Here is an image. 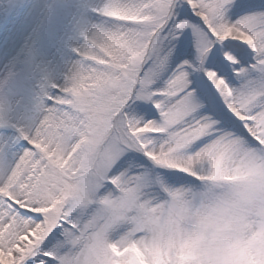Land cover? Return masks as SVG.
Segmentation results:
<instances>
[{"label":"snow or ice","instance_id":"6c2138e0","mask_svg":"<svg viewBox=\"0 0 264 264\" xmlns=\"http://www.w3.org/2000/svg\"><path fill=\"white\" fill-rule=\"evenodd\" d=\"M234 2L186 0L190 42L177 0H100L102 22L38 115L0 108V264H145V252L165 264L138 240L146 195L235 159L264 167V15L230 21ZM144 104L156 119L136 114ZM252 260L264 246L236 264Z\"/></svg>","mask_w":264,"mask_h":264},{"label":"clouds","instance_id":"9594fccd","mask_svg":"<svg viewBox=\"0 0 264 264\" xmlns=\"http://www.w3.org/2000/svg\"><path fill=\"white\" fill-rule=\"evenodd\" d=\"M228 162L213 178L146 195L139 215L146 219L138 240L156 245L165 264H236L240 254L264 246V167ZM141 251H144L141 248ZM145 264L155 257L145 252ZM251 264H257L252 260Z\"/></svg>","mask_w":264,"mask_h":264},{"label":"rangeland","instance_id":"374dc122","mask_svg":"<svg viewBox=\"0 0 264 264\" xmlns=\"http://www.w3.org/2000/svg\"><path fill=\"white\" fill-rule=\"evenodd\" d=\"M260 1L235 0L228 17L249 7H257ZM19 3L20 0H0L1 29L7 23L8 15L16 10ZM98 5V0L50 1L48 9L41 13L37 22L33 20L38 31L32 44L29 47L21 48V44L16 47L17 53L12 63L7 55L2 57L0 54V108L6 109L21 123H26L38 115L42 95L45 92L54 93L56 89H52L50 85L63 81V56L78 60L73 48L79 47V42H85L84 34L94 26L92 20L98 24L102 22L94 11ZM177 5L176 18L185 20L190 25L184 31L191 42L193 35L199 33L196 27L199 17L189 16L188 10L184 12L187 7L186 0H177ZM66 36L69 37V42ZM250 66L251 62L248 65L242 64L245 69ZM143 107L145 111L138 110V116L145 120L156 119L151 104H144Z\"/></svg>","mask_w":264,"mask_h":264},{"label":"bare ground","instance_id":"6f19581e","mask_svg":"<svg viewBox=\"0 0 264 264\" xmlns=\"http://www.w3.org/2000/svg\"><path fill=\"white\" fill-rule=\"evenodd\" d=\"M51 0H20V3L16 10L8 15L7 23L0 28V54L3 57H6L13 62L16 53L15 48L21 44V48L29 47L33 42V37L37 35V25L34 22H37L39 16L45 9H48ZM100 3V0H98ZM257 7H249V9L230 14L228 19L230 21H237L238 19H247L249 15L259 17L264 15V0L260 1ZM250 6V5H249ZM189 11V16H195V13L192 12L190 7H187ZM238 11V10H237ZM34 20V22H33ZM93 25H98V23L92 20ZM100 23V22H99ZM34 24V25H33ZM91 29V28H90ZM89 29V30H90ZM88 30V31H89ZM67 37V36H66ZM69 37H67L68 39ZM70 39L67 40L69 42ZM62 41V40H61ZM78 44V43H76ZM83 44L79 42V46ZM63 69L61 74L63 76L67 72L68 68L77 61L70 56L64 57ZM60 74V75H61ZM59 83V81H58Z\"/></svg>","mask_w":264,"mask_h":264}]
</instances>
